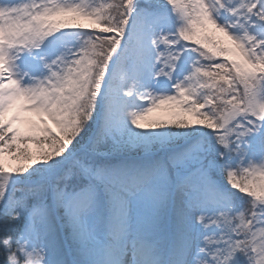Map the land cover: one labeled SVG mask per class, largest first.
I'll list each match as a JSON object with an SVG mask.
<instances>
[{
  "label": "snow or ice",
  "instance_id": "obj_1",
  "mask_svg": "<svg viewBox=\"0 0 264 264\" xmlns=\"http://www.w3.org/2000/svg\"><path fill=\"white\" fill-rule=\"evenodd\" d=\"M0 264H264V0H0Z\"/></svg>",
  "mask_w": 264,
  "mask_h": 264
},
{
  "label": "rangeland",
  "instance_id": "obj_2",
  "mask_svg": "<svg viewBox=\"0 0 264 264\" xmlns=\"http://www.w3.org/2000/svg\"><path fill=\"white\" fill-rule=\"evenodd\" d=\"M28 115L32 116V118L35 119V116L33 114L29 113ZM153 115H155V114H153Z\"/></svg>",
  "mask_w": 264,
  "mask_h": 264
}]
</instances>
